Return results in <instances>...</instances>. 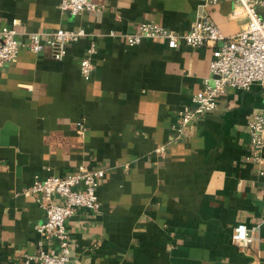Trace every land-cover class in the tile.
<instances>
[{
    "label": "crops",
    "instance_id": "0c3cea01",
    "mask_svg": "<svg viewBox=\"0 0 264 264\" xmlns=\"http://www.w3.org/2000/svg\"><path fill=\"white\" fill-rule=\"evenodd\" d=\"M95 4V12L72 17L59 0H0V25L13 27L23 45L31 33H86L61 60L48 47L34 54L24 46L0 67V264H24L45 221L43 207L21 190L80 164L105 175L98 208H76L65 220L66 264H264V149L260 161L248 159L246 126L264 109V87L227 88L213 112L177 136L178 112L209 77L212 48L170 49L159 40L127 47L123 36L143 22L185 33L200 0ZM206 13L224 37L246 23L231 0ZM91 44L94 70L85 81L79 61ZM239 223L253 236L246 246L231 241ZM43 247L56 253L57 242L44 239Z\"/></svg>",
    "mask_w": 264,
    "mask_h": 264
},
{
    "label": "built area",
    "instance_id": "2783aa9c",
    "mask_svg": "<svg viewBox=\"0 0 264 264\" xmlns=\"http://www.w3.org/2000/svg\"><path fill=\"white\" fill-rule=\"evenodd\" d=\"M220 0H200L196 19L189 30L178 34L153 22H143L137 30L123 36L127 47H135L143 40L164 41L168 48L175 49L179 42L192 48L211 47L212 60L209 64V77L204 79L203 87L190 100L189 106L178 112V121L174 126L177 136L181 135L191 120L201 114H208L216 109V101L227 88L249 90L254 84L264 87V18L257 15L255 8L258 0H231L235 2L246 17L244 28L232 37H224L213 20L206 13V8ZM59 9L69 16L83 12H95V0H59ZM108 36H114L108 33ZM17 32L13 27L0 25V67L12 63L21 47L31 53H41L44 47L49 48V57L61 60L66 53V46L77 43L86 37L84 30L57 29L46 33H31L26 44L17 41ZM95 48L91 44L79 61V73L89 80L94 70L92 57ZM79 132L83 131L81 122ZM249 134L250 159L260 161L264 149V109L251 114L246 123ZM156 152L163 153L158 147ZM103 169H91L80 164L74 173L67 175H49L33 182L21 190L22 194L34 196L43 207L45 221L37 226L40 238L33 254L23 257L24 264H66L69 258V236L65 230V220L76 208L96 210L99 206L97 187L103 179ZM53 196L61 198L55 202ZM258 227V226H257ZM54 238L57 251L52 253L43 247V240ZM253 240L249 228L237 224L231 233V241L246 246Z\"/></svg>",
    "mask_w": 264,
    "mask_h": 264
}]
</instances>
